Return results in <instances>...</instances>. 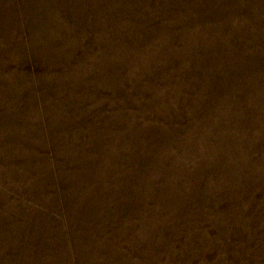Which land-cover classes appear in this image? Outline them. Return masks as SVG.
I'll return each mask as SVG.
<instances>
[{
  "label": "rangeland",
  "instance_id": "rangeland-1",
  "mask_svg": "<svg viewBox=\"0 0 264 264\" xmlns=\"http://www.w3.org/2000/svg\"><path fill=\"white\" fill-rule=\"evenodd\" d=\"M0 264H264V0H0Z\"/></svg>",
  "mask_w": 264,
  "mask_h": 264
}]
</instances>
